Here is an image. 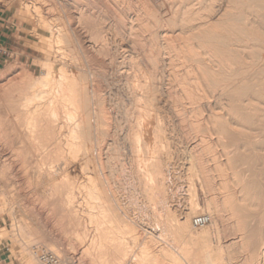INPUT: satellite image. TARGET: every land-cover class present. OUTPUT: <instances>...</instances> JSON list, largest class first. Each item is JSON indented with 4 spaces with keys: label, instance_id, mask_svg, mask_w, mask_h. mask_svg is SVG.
<instances>
[{
    "label": "bare ground",
    "instance_id": "6f19581e",
    "mask_svg": "<svg viewBox=\"0 0 264 264\" xmlns=\"http://www.w3.org/2000/svg\"><path fill=\"white\" fill-rule=\"evenodd\" d=\"M17 1L21 18L45 30L39 50L46 59H36L42 68L38 75L17 62L0 71V153L8 148L12 155L0 156V218L6 212L13 220L11 229L0 231V245L10 241L22 264H45L40 260L44 254L54 255L57 264H75L62 254L59 240L48 235L40 222L34 223L25 209L34 200L27 201L21 189L35 182L43 188L38 216L52 215L64 236L87 240L88 226H96L81 258L95 256L101 264H123L129 257L132 246L125 242V234L137 239V229L127 209L120 207L111 188L113 180L106 175L110 169L118 176L121 168L116 166L123 167L125 149L118 138L122 124L114 122L116 130L112 131L108 106L115 100L110 96L119 93L121 98L118 95L114 104L123 116L121 122L129 123L123 141L134 154L130 163L133 177L151 206L160 233L180 246L181 253L188 256L186 264H264V0H227L225 8L223 0H168L170 11L163 16L152 0ZM60 9L63 14L58 18L44 14ZM84 36L88 38L85 43ZM92 63L98 67L92 68ZM109 68L116 84L109 82ZM205 105L211 110L206 118ZM178 107H183L179 121L184 123L195 115L196 132L202 134L199 145L174 149L179 155L188 154L191 178L197 175L213 187L209 178L214 176H209L216 172L225 178L220 182L223 189L239 190L238 196L225 191L222 204L214 205L215 199L206 203L210 214L200 218L208 219V225L198 226L200 229H194L189 220L181 223L170 208L168 167L176 154L171 142L178 143L185 134L182 132L178 142L169 135L170 114H178ZM209 140L215 141L207 143ZM218 148L225 161L212 157L214 167L207 168L203 155L216 156L213 152ZM16 165L21 181L12 172ZM189 192L187 219L201 208L196 191L191 188ZM218 204L222 210H230L235 218L232 226L219 216L220 207L219 215L211 212ZM44 208H49L48 213L43 214ZM213 234L218 238L211 239ZM233 235L238 237L223 242ZM147 238L138 243L128 264H159L160 257L181 264L167 248L159 250V257ZM187 238L192 250L184 248ZM198 250L203 259L196 255ZM236 254H245L247 259L235 263Z\"/></svg>",
    "mask_w": 264,
    "mask_h": 264
},
{
    "label": "rangeland",
    "instance_id": "374dc122",
    "mask_svg": "<svg viewBox=\"0 0 264 264\" xmlns=\"http://www.w3.org/2000/svg\"><path fill=\"white\" fill-rule=\"evenodd\" d=\"M27 1L28 2H32V0H27ZM139 1H141V0H139ZM162 1H163V3H162ZM165 1L166 0H152V2L154 3V6H155L156 9H158V10H161L162 9L161 12L157 10L158 13L159 14L161 13L160 15H162V16H163L164 13L170 11V7L168 6L169 5L168 0L166 1L167 3ZM142 2H145V0H142ZM146 2H147V0H146ZM223 2H227V0H223L221 2V6L223 5L222 7H224L225 5H227V3L225 4ZM161 3L163 5H161ZM156 4L157 5L159 4L158 6H161V7L158 8V6ZM162 6H164V7H162ZM44 14H45V16L47 18H58L60 15L63 14V12L60 9L59 11H55V12L50 13V14H48L45 11ZM0 16L5 21V24H6L7 28L9 29L7 33H5V32H3V31L0 30V33L2 35L1 45H2L3 48L5 47L8 50V55L3 56V55L0 54V71L4 70V68L8 64H12L14 62H17V65L18 66L27 68L31 73L37 74V75L40 74L42 72V70H41L42 68H41V65L39 64V62L36 59H40V60L46 59V55L43 54V52L41 53L40 50H39V46H41L43 44L44 40H45V37H44L45 30L43 28L39 27V26H36V27L33 26V23L29 24V21L21 18V16H20V5H19V2L17 0H0ZM77 27H78V30H81L80 28H82L81 26H77ZM34 29H35V32H32V30H34ZM82 30L80 32H83V35L84 34L87 35L86 31H84L83 28H82ZM85 37H86V39H84V43L88 41L87 36H84V38ZM94 64L95 63H92L91 66L93 65L94 67H98L97 64H96L97 66H95ZM93 66H92V68H93ZM107 67H109V65H107ZM109 70H110V68L108 69V74H109L108 75V78H110L109 79L110 80L109 82L112 81L111 83H113L114 82L115 75L113 74V71L112 70H110V71ZM12 73L13 72L9 73V76L8 77H10V75ZM12 76H15V74H13ZM115 80H119V79L118 78H115ZM114 84H116V82H114ZM118 95L120 96L119 93H117L116 96H115V94L113 96H110V98L112 97V99H115V100H113L112 104H109L108 106H109V108L111 110L114 109L112 111L109 109V113L111 114L110 117L112 116L111 119H113V121L111 120L113 125H110V128L112 129V131L113 130H116V128H114V127L116 126L117 122H120L122 124L120 126V129H118V130H121L122 131V132L121 131L118 132V134L121 132L122 133V136H121V133H120V136L118 135V138L121 139V140L120 139L119 140H120V144H121L122 150L125 149V150H123L124 152L122 151V159H121V164H122L123 167L116 166L118 169L121 168V169L118 170V173H117V174L120 175V177H119V175L118 176L116 175V172H115V174H114V172L113 173L112 172L110 173V171H111L110 169L106 170V172H107L106 175L108 176L107 177L108 180H111V178H112L113 181H110L111 188H112V190L114 192H116L118 194L117 195L116 193H114V194H116V196H118V199L120 201V204H119L120 207H122V209H124V210L127 209L126 210L127 212L125 211L126 214L128 215V213H129L128 216L129 217L131 216L130 217V220L132 222L134 220L133 223H135L134 225H135V227L137 229V230H135L136 233L134 232V234H135V236H136V234L138 236V237H136L138 239V242H137V239H135L134 237H132L129 234H125V237H126V241L125 242L129 245V247H131V246L132 247L130 248L129 257L128 258L126 257V259L123 261V264H128V263H130V261H132L131 259L134 256V253L137 252L136 249L140 246L139 244H142L146 239H148L147 237H149L150 238L149 240H151V241H149V246L151 247V250L152 251H156L154 253H157V255H159L158 253L161 252L159 250L166 249L167 248V250L169 249L168 251H170L176 258L180 259V263L181 264H186V261L185 260H187L186 258L188 256H186L183 253H181V250L179 249L180 246H178V244L177 245L175 243L173 244V242L169 241V238L168 239H167V237L165 238V236L162 233H160V232H162V230L160 229L159 225H157V223H155V219H154V216L152 214L151 206L148 203L146 204V202H145L146 200H144L145 197L143 196L141 190L137 187L138 182H137L136 178L134 179V177H135L134 176V174H135L134 167L132 166L133 164H130V163H132V158H133L132 154H133V152H132V150H130V147L131 146H128L130 144L126 140H125L126 142L123 141V139H125V138H123V136H124L123 134H125L126 131L128 130L127 128H129V123H127L126 120H125V122H121V120L124 121V119H122L123 116L118 111V108L115 105L116 102H117V99L119 98ZM120 98H121V96H120ZM124 99L123 100H124L125 103L129 102V99H127V98H124ZM221 102H222V100H221ZM223 102L226 103V101L224 100V98H223ZM111 105H113V106L111 107ZM115 106H116V108H115ZM207 107L208 106H206V105L203 107L204 110H205L203 112V117L204 118H206L207 116L210 115L209 113H210L211 110H209L210 108L207 109ZM186 108H190V107L187 105ZM181 109H183V107H181V108L178 107V109H176V111L178 112ZM182 111L183 110L179 111L178 114L175 112L178 115L177 116L178 119H177V117L174 118V119H176V121L174 119H172L174 117L175 113L172 111L171 114H170L171 123L172 122L173 123L172 124L170 123L171 125L169 124L170 125L168 127V128H170L169 129V135L171 136V139L172 140L176 137L175 138L176 140L174 139V142H178L179 141L178 142L179 144L178 143H174V145H173V142H171V140H170V142L172 144L171 150L174 151V152H176L175 151L176 150L175 147H178L180 145H182L183 147H187L188 146V147L192 148V146L194 147L195 145H199L201 143L200 141H201L202 134L197 133L198 131H197V127L196 126H198V125H196L197 122H194V119H193L195 117V115L193 113H189L190 116L192 114V115H194V117L192 116L191 118H188L189 114L188 115L186 114L185 116L188 118V120L186 119L187 120L186 121L184 119V121L186 123L185 122L183 123V121H179V120H181L180 118H182L181 116L179 117V114H182ZM220 112L221 111L218 110V113H220ZM117 113L120 114V117L121 118L119 117V115ZM167 113H169V111ZM189 119H190V121L193 120L192 122L194 124L195 123L196 124L194 125L192 122L189 123ZM195 119L197 121V118L196 117H195ZM114 122L116 123L115 125H114ZM179 122H181V123L179 124ZM183 124H184V126H183ZM175 125H177L176 128H174ZM189 125H190V127H189ZM111 126H113V127H111ZM121 127H123V128L121 129ZM194 127H195V130H193ZM107 128H109V127H107ZM110 128L108 130H110ZM171 129L173 130V133H172ZM181 129H182V131H181ZM112 131L111 132L109 131L110 132V135L112 133H114ZM190 131H192V132H190ZM182 132L183 133L185 132V134H187V135L183 134ZM196 133H197V135H196ZM194 136H195V138H194ZM113 137H114V134L112 135V137L111 136L109 138L107 137L108 139H106L105 142L108 143L110 141L109 139L112 140ZM181 137L184 138V139H182ZM178 138H181L183 140L182 143L184 145L183 144H180V140L181 139L177 141ZM186 140L187 141L189 140V141L187 142ZM210 141L211 140H209L207 143H209ZM214 141L212 140L211 143L212 142L214 143ZM202 145H206V143H202ZM0 146H1V143H0ZM124 146H126V147L128 146V147L127 148L126 147L124 148ZM203 147L205 148V146H202V148ZM4 148H7V146H5ZM216 151H217V153H216ZM216 151L213 152V153L215 155L218 154L219 156L218 155L212 156V153H211V155L209 154V157H208V154H206L208 152H205V151H204V154H206V155H203L202 154L203 155V163L206 164L205 166L207 168L214 167V163L212 164V162H213V158L212 157H217L218 160H220V162H224L225 161L224 156L222 154H221L222 156H220L221 148H218ZM263 153H264V151H263ZM181 155H183V156H181ZM0 156L11 157L12 155H11L10 151L8 150V148H7V151L6 152H1L0 153ZM172 156L173 157L170 160V165L172 166L171 168H173V169L176 168V169L175 170L171 169L170 168V165L168 167V170L170 172V173L168 172V174H169L168 177L170 176V178H169L170 180L168 181L169 182L168 185L171 188L170 191H171V196H172L171 197V203L172 204L170 203V206H171L170 208H172L171 210H173L174 213L176 214L175 215V217L177 216L176 219L179 220L181 223L186 222V221L189 220V223H191L190 225L192 227H194V229H200L201 227L196 226L195 220L198 219V218H200L201 216H206V215H209L210 214V211H208L207 206H206L208 204H206V203H208V202L212 203V200L215 199V201L218 200V202H214V200H213V202H214L213 204L214 205L215 204L217 205V203H220L222 201V199H221L222 197H223V201H224V197H225L224 195H226L225 194V191L226 190L223 189V187L221 186V183L223 182V179H225V178H222L223 175H221L220 173L214 172V175H213L212 172H211L209 177H211V175L214 176V177H212L211 179L209 178V180H211L210 181L211 183L209 185L212 184V180H213L214 181L213 184H212L213 187L208 186L207 185L208 183H206L204 181H202V182H204V184H201L202 183L200 181L201 179H199L197 177V175L192 176V178H191L192 171H191V168H189V165H190L189 163H191V162H190V160L188 158V154H186V155L180 154L179 155V153L176 152V154H173ZM178 156H180V157H178ZM104 157H106V156H104ZM126 157L128 158V160H127ZM182 157H184V158L182 159ZM208 158H209V161H208ZM221 159H223V160H221ZM125 161H127V162H125ZM206 161L209 162V163H211V164L206 163ZM113 167H114V165H113ZM116 167H115V169H116ZM131 167H133V168H131ZM120 170L122 172H120ZM20 171L21 170L19 169L18 165H16L15 168L12 169L13 174H15V175L18 176L17 177V180H20L21 181L22 178H21V175H20ZM108 173H110V176H109ZM130 173H132V174L130 175ZM111 174H113V175H111ZM215 174H216V176H215ZM220 175H221V177H220ZM193 177H195V178H193ZM122 178L124 180H122ZM201 178H203V177H201ZM202 180H204V179H202ZM131 182H132V184H131ZM121 183H122V186L123 187L120 185ZM191 185H193V187H191ZM202 185H204V188L205 189L203 188ZM205 185H207V186H205ZM118 186H120V187H118ZM214 186L216 188H218L217 189L218 191L215 190L216 188L214 189ZM219 186L222 187L221 190H219ZM117 187H118V191H117ZM124 187H125V189H124ZM134 187H136V188H134ZM208 187H211V189L214 190V192H211V189L208 188ZM24 188H26V190ZM24 188L21 189V193L26 196L27 201H31L32 202L34 200L33 201L34 204L26 205V208L25 209L27 210L28 215L30 216V218L32 219V221L34 223L35 222H40L43 227L45 226L46 229H47V234L48 235H50V236H52L54 238H57L59 240L60 250H61L62 254L64 256H66V257H69L72 260V262H74L75 264H85V262H86V264H98L99 262H97L95 256H93L91 258H81L83 249L85 248V246L88 243L89 244L91 243L90 239L92 240V238L95 235V228H96V226H94V224L91 225L89 223L91 225V227L94 228V229L91 228V229H93V230H91L90 229V225L88 224L89 225L88 226V230H90V231H88V233H89L88 239L89 240L88 239L87 240L89 242L87 240H85V239L84 240H79L76 237H73L71 235L64 236L63 233L60 231L59 227L57 226V224L55 222L56 220L54 219V217L52 215H50L49 217H47V215L38 216V212H42V204L38 200L40 197L43 196L42 195L43 194L42 193V190H43L42 186L41 185H38L35 182H29V183H26L24 185ZM191 188L196 191V194H197L196 195L197 196V202L199 204H201L200 205L201 208H200V211H199L200 213L199 214H196V215L193 214L194 216L191 215L192 217L190 216V217H188L189 219H187V217L185 215L188 213V209H189V207L191 205L190 204V202H191L190 201V195H189L190 194L189 190H191ZM26 191H28V192H26ZM121 191H123V192H121ZM238 191H239L238 188H234V190H232V192L234 193L235 196H238ZM232 192L226 191L227 195L229 193H232ZM16 193L18 194V192H16ZM138 193H140V194H138ZM119 196H120L121 199L119 198ZM130 197H131V199H130ZM134 197L139 202L134 201L135 200ZM36 200H37V202H35ZM136 202H137V206H136ZM132 203H134V204L132 205ZM129 204H130V206H129ZM221 204H222V202H221ZM221 204L220 205L218 204V207L216 206L217 209L215 211H213L214 210L213 209L211 212H213V214H215L214 212H216V214L218 212H220L221 214L218 213V215L220 214L219 216H222V218L225 221H228V222L230 221L229 222L230 225L229 224L228 225L229 226H232L235 218H233L231 216V212H228L229 209H225V211L227 210L226 212H228V214L222 213V212H225V211L221 209V207H220V206H222ZM218 208H219V210L221 209V211H219ZM46 209L49 210V208H46ZM46 209L43 211V214L45 213V211H46V213H48ZM128 209H130V210H128ZM217 210H218V212H217ZM148 211H150V212H148ZM229 213H230V215H229ZM184 218H185V220H184ZM225 221H224V223L226 225L227 222H225ZM12 224H13V220H12V217H11V215L9 213H6L5 212L4 214L1 215V218H0V231L2 229H7V230L11 229V225ZM213 236L215 238L216 237V234L215 235L213 234L212 236L210 235L211 239H214V238H212ZM123 237H124V235H123ZM125 237H124V239H125ZM234 237L237 238L238 235H235V236L234 235L233 236H227V238H226L227 240L225 239L223 242L232 241V239H234ZM216 238H218V235H217ZM133 239H135V240H133ZM195 240L196 241H200L201 239L200 238H196ZM8 242L9 243H7V244L4 243V244H1L0 245V264H22V263H20L19 259L16 258V255L18 253L17 249H15L14 252H13L12 251L13 248H11V246H10L11 245V242L10 241H8ZM135 242H137V243L135 244ZM187 242H188V244L185 245L184 248L186 250L187 249L188 250H192L193 249V246L191 244V239L190 238H187ZM134 244H135V247L136 248L133 247ZM137 245H138V247H137ZM132 249H133V251H132ZM14 253H15V255H14ZM131 253L133 254L132 257H131V255H132ZM195 253H196V255H197V253H198V255H201V256H198V257H201V259H203V254H202L203 252H202V250L199 251V252H196L195 251ZM237 255L238 254L235 255V258H237V259H235L236 261H234L235 263H238V262L240 263V262L244 261L245 258L247 257V256H245V254H241L240 257L238 255V257H239L238 258V257H236ZM160 256L161 255H159V257ZM80 258L83 259V261L82 260L80 261L79 260ZM159 259H160V261H159L160 263L159 264H163V262L165 260L166 261L164 262V264H170L169 263L170 261L167 260V259H165V258L160 257ZM163 259H165V260H163ZM201 259H200V261H201ZM237 260H239V261H237ZM99 264H101V263H99Z\"/></svg>",
    "mask_w": 264,
    "mask_h": 264
},
{
    "label": "built area",
    "instance_id": "2783aa9c",
    "mask_svg": "<svg viewBox=\"0 0 264 264\" xmlns=\"http://www.w3.org/2000/svg\"><path fill=\"white\" fill-rule=\"evenodd\" d=\"M1 38H2V35L0 33V54L5 56V55H8V50L5 47L4 48L2 47ZM207 223H208V219H206V218H198L195 220L196 226H202V225H205ZM40 260H41V262H43L45 264H57L58 263V260L52 254L41 255Z\"/></svg>",
    "mask_w": 264,
    "mask_h": 264
},
{
    "label": "crops",
    "instance_id": "0c3cea01",
    "mask_svg": "<svg viewBox=\"0 0 264 264\" xmlns=\"http://www.w3.org/2000/svg\"><path fill=\"white\" fill-rule=\"evenodd\" d=\"M0 30L7 33L8 32V28L5 24V21L2 19V17L0 16Z\"/></svg>",
    "mask_w": 264,
    "mask_h": 264
}]
</instances>
